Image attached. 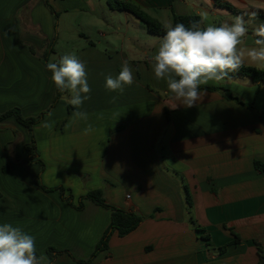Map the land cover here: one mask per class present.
<instances>
[{"label":"crops","instance_id":"0c3cea01","mask_svg":"<svg viewBox=\"0 0 264 264\" xmlns=\"http://www.w3.org/2000/svg\"><path fill=\"white\" fill-rule=\"evenodd\" d=\"M128 1L166 26L174 14L199 15L203 26L232 23L240 16L214 0ZM49 2L57 18L45 0H0V113L18 108L25 117H37L55 99L57 88L46 68L62 57L57 56L61 34L55 22L63 13L83 10ZM223 2L250 13L242 16L248 32L240 47H256L255 30L264 17L252 10L264 12V0ZM95 19L102 23L94 27L97 40L83 32L71 46L86 65L91 87L90 99L79 109L87 112V121L74 118L76 109L62 97L51 115L34 126L46 187H65L76 205L89 191L103 190L110 205L144 217L127 236L115 232L92 264H260L264 172L255 162L264 164V85L243 76L209 81L202 86L224 87L244 104L200 89L195 106L173 109L179 102L151 68L150 57L162 37L145 25L147 41L128 39L117 26ZM55 36V51L46 61L45 50ZM125 61L135 82L122 94L108 91L105 76L118 75ZM244 65L264 69L247 59ZM89 124L92 131L85 135ZM30 142L28 130L14 117L0 122V224L33 235L38 256L46 257L43 264L51 261L49 247L67 251L51 264H86L77 260L90 257L110 225L111 210L90 200L78 210L59 191L39 186L41 166L28 160ZM203 235L210 237L209 246Z\"/></svg>","mask_w":264,"mask_h":264},{"label":"clouds","instance_id":"9594fccd","mask_svg":"<svg viewBox=\"0 0 264 264\" xmlns=\"http://www.w3.org/2000/svg\"><path fill=\"white\" fill-rule=\"evenodd\" d=\"M247 32L242 16L220 26L202 27L200 22L166 26L150 60L155 79L164 81L171 98L179 102L173 109L180 105L195 106L202 85L230 78L231 73L243 66L245 59L264 65V24L255 30L256 47H240ZM46 68L57 90L65 94L63 99L76 109L73 117L87 121V112L79 110L91 93L86 65L75 54H69L57 62H49ZM134 82L133 69L127 61L122 63L118 75L105 76V88L110 92L122 94L124 88ZM91 131L90 124L83 130L85 135ZM45 260L43 255H37L33 235L11 223L0 224V264H43Z\"/></svg>","mask_w":264,"mask_h":264},{"label":"trees","instance_id":"16d2710c","mask_svg":"<svg viewBox=\"0 0 264 264\" xmlns=\"http://www.w3.org/2000/svg\"><path fill=\"white\" fill-rule=\"evenodd\" d=\"M214 1L216 2V4L229 8L232 12H234L237 15L244 16V17L250 16V13L237 10L231 4L223 2V0H214ZM45 3L48 6V8H50L52 13L54 14V17L57 18V14L54 12L52 6L50 5L49 0H45ZM109 3H110V6L114 9L130 12L138 20H140L142 23H144L147 26V29L151 34L158 35L160 37H163V35L165 34L166 25L162 23L160 20H158L157 18H154L153 16L148 14L139 5L131 1H128V0H111L109 1ZM252 13L256 16L264 17L263 11L253 9ZM193 22H200L201 26L204 27L201 17L195 14H191V15H175L174 14L172 25L176 23H183L185 24V26H189ZM220 25H221L220 23L216 24V26H220ZM56 42H57V37L55 36L54 39L48 44L45 50L46 61H48V57L55 51ZM241 76L249 77L254 83L259 84V85H264V69L254 67V66L244 65V64L239 69L238 72L231 73L230 78H225L224 80L233 79V78H237ZM201 89L207 90V91H219L222 94H224L226 98L234 100L238 102L239 104H244V102L238 96L233 95L228 89L224 87L201 86ZM63 94L64 93H60L57 90L56 96H55V99L52 105L45 112H42L37 117H25L23 116V114L18 108H14L4 113H0V122L6 120L7 118L14 117L22 126H24L28 130L30 137H31V142L28 145H26V150L28 151V160L31 163L40 164L41 170L38 174L37 182H38V185L41 186L44 190L59 191L62 196V199L68 202L71 206L75 207L78 210L84 209L85 200H90L99 206H102L104 208L111 210L110 225L105 230L102 238L96 245V248L94 252L92 253V255L90 256V258L86 260H77L80 263L90 264L94 262V260L96 259V257L98 256L100 252H103L108 249L110 238L115 232H117V234L120 237L127 236L131 232L135 231L141 225V223L144 220V217L137 214L136 212L127 211L125 209L110 205L105 198V194L103 190L89 191L86 195L81 196L78 199V204L76 205L74 203L73 195L70 192H68V190L65 189L63 186H58L55 188H48L42 183V173L44 171L45 164L40 158V154L37 149V142H36V137L34 134V126L38 124L39 122L43 121L48 116V114L58 105ZM249 106L252 107L251 105ZM255 168L259 171L264 172V164H262L259 161L255 162ZM184 189L186 192L187 208H188V211H191L193 207V201L191 198L190 190L186 184H184ZM191 223L193 224V226L195 227L197 231L203 232V230L196 224V222L193 219L191 220ZM231 231L234 233L233 230ZM202 239L207 242L208 246L210 245L209 244L210 237L208 235L207 236L203 235ZM239 240H240L239 237L236 236V241H239ZM227 247L228 245L220 247L219 251L224 252ZM47 251L51 257V261L49 264H51L55 260L56 256H58L61 253L67 252L65 250H58L53 247H49ZM258 252L261 258L260 264H264V249L259 246Z\"/></svg>","mask_w":264,"mask_h":264},{"label":"rangeland","instance_id":"374dc122","mask_svg":"<svg viewBox=\"0 0 264 264\" xmlns=\"http://www.w3.org/2000/svg\"><path fill=\"white\" fill-rule=\"evenodd\" d=\"M60 1L68 9L69 8L76 10L82 9L83 11H73L72 13H63L58 19V22H55L58 25L57 31L59 30L61 34L59 46L57 47V51H58L57 56L59 55L63 56V53H66V55L74 54L75 50H72L71 46L75 41L81 40L80 34L83 32H85L86 34H90L92 36V39L97 40L95 36L94 27L97 25H101L102 23L97 21L95 18L100 19L102 22L109 23L111 27L115 25L117 26V28L121 29V31H125L126 33H128V39L130 37V38H136L140 42L147 41V37L145 35L147 34L146 33L147 31L145 29V24L142 23L140 20H138L134 15L130 16L127 19L123 13L110 6L109 1L111 0H60ZM89 8L91 9V11L89 10ZM55 20L57 21V19ZM126 25L128 28H126ZM53 57L54 56H52V58ZM64 95L65 94H63V96ZM53 111L54 110H52L50 113H52ZM86 179H87L86 175L82 177L80 176V180L82 184L85 183Z\"/></svg>","mask_w":264,"mask_h":264}]
</instances>
